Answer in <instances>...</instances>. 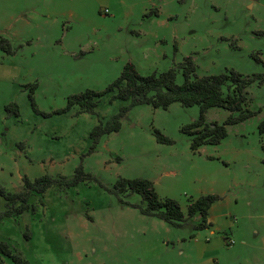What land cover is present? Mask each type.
<instances>
[{
    "label": "rangeland",
    "instance_id": "374dc122",
    "mask_svg": "<svg viewBox=\"0 0 264 264\" xmlns=\"http://www.w3.org/2000/svg\"><path fill=\"white\" fill-rule=\"evenodd\" d=\"M0 37L13 50L0 49V186L17 192L24 176L71 177L79 165L92 176L33 194L28 210L0 220V241L28 264H264V83L246 90L255 115L195 151L181 128L197 105L131 107L93 151L90 130L124 102L110 92L95 113L65 110L69 95L104 90L127 62L142 75L177 68V83L187 56L198 76L264 72V0H0ZM12 103L18 116L5 110ZM228 114L211 107L206 121ZM119 177L151 180L183 213L200 195L219 196L212 225L141 214L109 191Z\"/></svg>",
    "mask_w": 264,
    "mask_h": 264
},
{
    "label": "trees",
    "instance_id": "16d2710c",
    "mask_svg": "<svg viewBox=\"0 0 264 264\" xmlns=\"http://www.w3.org/2000/svg\"><path fill=\"white\" fill-rule=\"evenodd\" d=\"M157 14V12H154ZM0 49L8 53L13 50L7 39L0 37ZM259 61V59H256ZM264 64V63H263ZM183 75L181 83L176 82L177 68L171 67L162 72H153L147 75L140 74L133 63L127 62L119 75L109 83L104 90L95 91L86 89L68 96L66 109L78 105L80 111L95 113V107L101 96L112 92L111 99L123 101L119 110L106 121L99 120L89 132L91 140L90 151H93L99 139L120 128V118L123 114L136 105L148 104L153 108L166 109L171 103L178 102L184 107L197 105L199 113L196 119L184 125L181 130L189 136L190 149L195 151L205 144H218L227 135L226 126L244 121L255 115L257 111L246 109L248 100L247 87L252 82L264 83V72L245 76L233 69L211 75L195 74V65L190 56L178 64ZM31 105L33 98L28 95ZM211 107H220L229 111L222 123L206 121V112ZM8 113L19 115L15 103L5 106ZM260 132H264V119L259 122ZM154 135L158 142L170 144L172 141L159 130L155 129ZM92 176L85 173L79 165L71 177L51 176L48 174L33 180L22 177L23 189L17 192H7L0 186V195L4 197L7 210L0 212V220L3 216L19 215L30 208L29 199L33 194L42 195L45 190L57 185L69 187ZM118 199L145 215L156 217L168 224L180 226L183 223H191L193 229L208 227L207 214L211 205L219 200L215 194H203L189 201L186 213H183L177 201L169 197H160L155 190L153 182L146 178L116 179L109 189ZM138 194L140 200L130 202L126 197ZM0 264H28V261L10 246L0 241Z\"/></svg>",
    "mask_w": 264,
    "mask_h": 264
},
{
    "label": "crops",
    "instance_id": "0c3cea01",
    "mask_svg": "<svg viewBox=\"0 0 264 264\" xmlns=\"http://www.w3.org/2000/svg\"><path fill=\"white\" fill-rule=\"evenodd\" d=\"M214 204H215V202L211 205V207H210L209 210H208V214H207V223H209L208 227H209L210 225H212L211 221L209 220V215H210V212H211L212 206H213Z\"/></svg>",
    "mask_w": 264,
    "mask_h": 264
}]
</instances>
